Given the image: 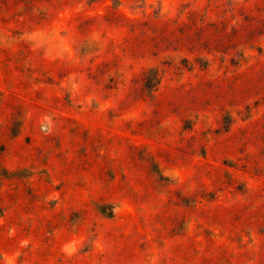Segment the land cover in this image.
Returning a JSON list of instances; mask_svg holds the SVG:
<instances>
[{"label": "rangeland", "instance_id": "rangeland-1", "mask_svg": "<svg viewBox=\"0 0 264 264\" xmlns=\"http://www.w3.org/2000/svg\"><path fill=\"white\" fill-rule=\"evenodd\" d=\"M0 264H264V0H0Z\"/></svg>", "mask_w": 264, "mask_h": 264}]
</instances>
